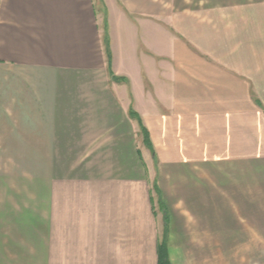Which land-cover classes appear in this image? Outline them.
<instances>
[{
    "label": "crops",
    "instance_id": "0c3cea01",
    "mask_svg": "<svg viewBox=\"0 0 264 264\" xmlns=\"http://www.w3.org/2000/svg\"><path fill=\"white\" fill-rule=\"evenodd\" d=\"M140 216L264 264V0H0V264H137Z\"/></svg>",
    "mask_w": 264,
    "mask_h": 264
},
{
    "label": "rangeland",
    "instance_id": "374dc122",
    "mask_svg": "<svg viewBox=\"0 0 264 264\" xmlns=\"http://www.w3.org/2000/svg\"><path fill=\"white\" fill-rule=\"evenodd\" d=\"M105 14V13H104ZM155 187V186H154ZM154 192V207L155 211L159 214L163 211V207L159 204V193ZM148 224L143 216L137 217V264H154L153 249L150 246L149 238L143 233V226ZM221 260L223 258L221 257Z\"/></svg>",
    "mask_w": 264,
    "mask_h": 264
},
{
    "label": "trees",
    "instance_id": "16d2710c",
    "mask_svg": "<svg viewBox=\"0 0 264 264\" xmlns=\"http://www.w3.org/2000/svg\"><path fill=\"white\" fill-rule=\"evenodd\" d=\"M129 114L131 116H135V112L132 110L129 111ZM140 129H141V133H142L143 138H144V142L147 145H150L148 132H147L146 128L141 123H140ZM154 189L157 193H160L159 188L156 185H155ZM159 204H161V206H162L161 196H159ZM157 264H170L169 259L167 257L166 248L163 245V242L157 245Z\"/></svg>",
    "mask_w": 264,
    "mask_h": 264
}]
</instances>
